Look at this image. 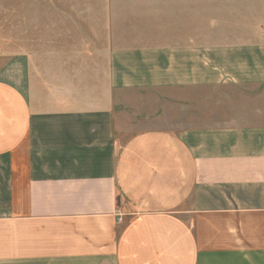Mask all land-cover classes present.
I'll return each instance as SVG.
<instances>
[{
    "label": "crops",
    "instance_id": "1",
    "mask_svg": "<svg viewBox=\"0 0 264 264\" xmlns=\"http://www.w3.org/2000/svg\"><path fill=\"white\" fill-rule=\"evenodd\" d=\"M107 1L95 66L0 55V264H264V0Z\"/></svg>",
    "mask_w": 264,
    "mask_h": 264
},
{
    "label": "rangeland",
    "instance_id": "2",
    "mask_svg": "<svg viewBox=\"0 0 264 264\" xmlns=\"http://www.w3.org/2000/svg\"><path fill=\"white\" fill-rule=\"evenodd\" d=\"M109 5L107 0H0V55L25 53L39 66L46 59L69 69L95 66L100 51L124 37L110 31ZM114 5L113 17L123 3Z\"/></svg>",
    "mask_w": 264,
    "mask_h": 264
}]
</instances>
